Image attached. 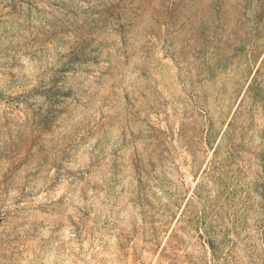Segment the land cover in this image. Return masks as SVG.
<instances>
[{"label": "rangeland", "instance_id": "1", "mask_svg": "<svg viewBox=\"0 0 264 264\" xmlns=\"http://www.w3.org/2000/svg\"><path fill=\"white\" fill-rule=\"evenodd\" d=\"M0 264H264V0H0Z\"/></svg>", "mask_w": 264, "mask_h": 264}]
</instances>
